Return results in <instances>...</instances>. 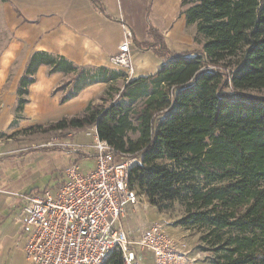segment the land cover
Returning a JSON list of instances; mask_svg holds the SVG:
<instances>
[{
  "label": "trees",
  "instance_id": "trees-1",
  "mask_svg": "<svg viewBox=\"0 0 264 264\" xmlns=\"http://www.w3.org/2000/svg\"><path fill=\"white\" fill-rule=\"evenodd\" d=\"M92 2L114 20L101 1ZM181 8L201 49L171 52L148 23L150 40L133 37L134 44L152 51L161 67L144 78L82 67L45 51L31 54L11 127L25 119L41 67L64 75L52 92L61 93L62 104L105 84L100 104L90 102L81 113L32 128L96 126L117 154L138 158L130 186L153 208L163 212L179 203L185 209L175 225L202 232L210 264H264V96L249 94L264 91V0H182ZM110 254L105 264H124L122 253Z\"/></svg>",
  "mask_w": 264,
  "mask_h": 264
},
{
  "label": "crops",
  "instance_id": "crops-1",
  "mask_svg": "<svg viewBox=\"0 0 264 264\" xmlns=\"http://www.w3.org/2000/svg\"><path fill=\"white\" fill-rule=\"evenodd\" d=\"M99 1L114 20L98 11L92 0H0V134L13 129L11 124L15 119L18 82L34 52L62 55L82 67L116 69L111 58L118 54L126 29L131 30L135 40L149 41L148 23L160 31L171 52L184 53L196 49L195 26L185 23L181 14L182 0ZM130 53L135 72L140 74L132 78L153 75L143 76L147 70L146 62L161 65L160 58L152 51L141 52L134 42ZM63 78L62 73L49 75L45 66L39 69L28 95L30 102L23 110L25 119L13 132L74 116L106 88L105 84L88 87L74 100L62 104L60 94L52 95V92ZM86 139L82 130L69 131L58 137L60 143L80 147L82 155L78 158L64 149L39 147L27 150L23 141L9 140L11 143L6 145L0 142V247L16 236L20 240L24 238L25 246L30 236L27 218L21 213L22 204L13 194L34 188L40 191L58 189L65 180L64 168L75 159L93 162L85 173L95 169L92 140ZM7 150H13V153L3 155ZM47 177H50L48 185L39 188L38 183ZM128 216L132 214L128 213ZM8 226L13 233L5 236ZM25 260L28 264L26 256Z\"/></svg>",
  "mask_w": 264,
  "mask_h": 264
},
{
  "label": "built area",
  "instance_id": "built-area-1",
  "mask_svg": "<svg viewBox=\"0 0 264 264\" xmlns=\"http://www.w3.org/2000/svg\"><path fill=\"white\" fill-rule=\"evenodd\" d=\"M124 39L111 64L130 79L135 74L131 30L126 29ZM85 136L92 140L94 170L83 173L75 159L64 168L65 180L58 189L13 194L22 204L26 225L33 228L24 246L28 264H105L113 251L123 254L124 264H141L135 249L151 255L153 264H188L186 243L171 238L162 224L153 222L131 239L122 225L126 208L137 209L146 200L129 182L138 158L117 154L99 138L96 126ZM46 148L64 149L76 158L82 155L78 145L60 143L57 137L50 138Z\"/></svg>",
  "mask_w": 264,
  "mask_h": 264
},
{
  "label": "rangeland",
  "instance_id": "rangeland-1",
  "mask_svg": "<svg viewBox=\"0 0 264 264\" xmlns=\"http://www.w3.org/2000/svg\"><path fill=\"white\" fill-rule=\"evenodd\" d=\"M202 45H198L195 43L196 49H201ZM154 58L159 62V60L154 56ZM140 61H142L140 59ZM145 67H147V70L145 73H142L143 76L145 74H154L157 72L160 68L157 63H154L153 61L146 62ZM140 75L134 74V76ZM132 76V77H134ZM65 79V77L62 79V81ZM60 81V82H62ZM59 82V83H60ZM106 88L102 90L98 95H96V98L92 100L91 102H94L95 104H100L101 96ZM61 95V93H59ZM249 94L260 97L264 96V91L254 92L251 91ZM82 112V111H81ZM79 112V113H81ZM75 115V114H74ZM46 126V125H45ZM34 127V126H32ZM44 127V126H40ZM14 131L17 129L16 127H12ZM13 129L11 131H7L6 133L0 134V142L6 144H10L12 141L21 143L23 141L25 143L26 149H32V148H41V149H47L46 143L50 138L53 137H59L61 135H65L69 131H46L44 130L37 131L34 128H31L29 130H23L18 133L13 132ZM87 129L82 130V132L85 134ZM11 136L9 135V133ZM11 140V142L9 141ZM88 141H91L90 138L86 139ZM39 148V149H40ZM88 150V149H87ZM92 150V149H91ZM90 151V150H89ZM13 153V150H7L3 153L6 156ZM59 153V152H58ZM80 169L85 173L88 169H90V166L93 165L92 161L87 160H81L79 162ZM88 173V172H87ZM50 180V177H47L45 180H41L40 183H38L39 188L44 187L45 185H48V182ZM145 204H148L147 208H144ZM132 208L127 207L126 210H128L129 215L132 214V216H127L123 218L122 225H124V228L130 232L131 239L135 240L137 239L143 231H145L147 228L152 225L151 223H159L162 224L166 230V232L170 235L171 238H174L175 240H180L186 243L187 250L189 251V262L188 264H210L209 260L211 259L212 253L210 251H204L205 248L203 247V244L201 242V231L198 229L192 228V230H185L181 226H176V222L178 219L182 218L185 215V209L177 203L174 205L173 208L169 210H165L163 212H159L157 209L153 208L149 201L146 199L144 201H141L138 210L132 213ZM128 227V229H127ZM7 228V229H6ZM5 229L7 230L4 235L13 233L11 228L8 226ZM33 228H28V233H32ZM24 238L21 240L18 239L16 236L13 240H8V243L5 246L0 247V264H27L23 252V246H24ZM138 253V259L141 264H153V258L151 255H144L143 253H140L137 249H135Z\"/></svg>",
  "mask_w": 264,
  "mask_h": 264
}]
</instances>
